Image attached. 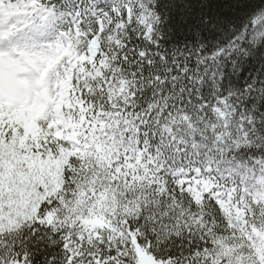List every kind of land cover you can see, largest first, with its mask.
<instances>
[{
  "label": "snow or ice",
  "instance_id": "1",
  "mask_svg": "<svg viewBox=\"0 0 264 264\" xmlns=\"http://www.w3.org/2000/svg\"><path fill=\"white\" fill-rule=\"evenodd\" d=\"M221 2L228 14L213 19L193 16L190 0H63L66 26L49 43L71 42L85 57L95 46L83 64L94 77L74 75L77 95L93 115L120 112L129 122L121 151L132 163L141 153L146 167L113 181L118 207L105 213L106 226L89 228L71 211L83 179L78 158L63 167L59 189L24 159H55L73 144L38 121L43 137L20 147L24 128L4 116L0 264H229L216 243L231 235L217 201L232 187L239 193L246 176L264 175V0ZM10 4L55 11L51 0ZM8 35L0 31V40ZM110 89L120 91L111 101ZM134 176L151 184L131 190ZM205 177L217 186L197 202L190 188ZM262 212L253 205L254 217Z\"/></svg>",
  "mask_w": 264,
  "mask_h": 264
},
{
  "label": "rangeland",
  "instance_id": "2",
  "mask_svg": "<svg viewBox=\"0 0 264 264\" xmlns=\"http://www.w3.org/2000/svg\"><path fill=\"white\" fill-rule=\"evenodd\" d=\"M5 13L9 14V18L0 22V31H8L9 35L0 40V52L6 51L11 59L0 58V120L8 116L9 120H14L24 128L20 147L24 146L29 137L33 141L43 137V130L38 121H45L50 130L55 129L52 135L56 138L68 140L65 105L78 91L72 83L74 75H77L81 81L94 77V73L85 70L83 64L86 59L91 62L95 46L90 47L92 57H85L82 54L77 55L75 45L71 42H59L66 48L71 45L67 50L58 49L54 45L56 42L49 43L55 38L57 32L65 27L67 21L66 17H61V11L57 9L54 12H47L25 7L23 11H20L11 7L10 0H0V15ZM21 54L28 57L31 63L29 68L20 70L18 61ZM54 55L57 58L52 71L47 74L49 62ZM66 57L67 60L60 69L59 65ZM57 72L59 75L56 77ZM109 93L113 94L114 91L110 89ZM14 135H16L15 129ZM69 142L72 143V141ZM74 152L73 144L72 150H61L59 157L48 159L47 161L51 164L45 161L40 164L42 160L38 157L32 159L28 156L24 159L30 173L38 171L40 175L53 177L57 181L65 160L70 155H74ZM12 166L15 167V165ZM246 179L249 182L240 188L239 199L235 197L237 208L244 207L251 201H264V175L256 177L254 182L251 177ZM21 182L27 183L28 177H22ZM227 203H225L226 206ZM235 211L241 213L243 210L238 208ZM261 246L264 247L263 244ZM251 249L261 251L259 246L256 249L251 247ZM262 253L260 252L261 255Z\"/></svg>",
  "mask_w": 264,
  "mask_h": 264
},
{
  "label": "trees",
  "instance_id": "3",
  "mask_svg": "<svg viewBox=\"0 0 264 264\" xmlns=\"http://www.w3.org/2000/svg\"><path fill=\"white\" fill-rule=\"evenodd\" d=\"M190 2L193 16L198 12H206L207 15L215 19L217 16L223 17L228 14L223 9L221 0H208L206 8L201 7L202 0H190ZM51 4L63 7V0H51ZM118 95H120V91L109 93V100L111 101L114 96ZM115 107L113 105V108ZM66 109L68 111L65 120L68 124L66 137L74 144L75 154L65 160L63 167L68 164L72 156H76L83 168V179L78 185L79 193L72 202L71 211L76 214V219L81 220L89 228L104 227L106 226L105 213H112L118 207L119 188L113 186V181L122 179L129 173V169L135 171L138 166L141 168L146 166L141 164V153H135L136 159L132 163L130 162L132 156H125L124 151H121L120 144L123 141V133L128 131V127L125 125H128L129 122L121 116L120 112L97 111L93 115L92 105L85 106L77 94L72 96ZM73 112L76 113L75 116ZM129 139L131 140V138ZM38 140L36 141L38 142ZM121 157H123V161H121ZM48 159L52 160L53 158L49 156L40 164L44 161L51 164L47 161ZM63 167L56 182L57 189L63 183ZM246 178L248 177L246 176ZM210 180H212L211 183ZM133 181L128 182V187L131 190L142 189V181L151 184V180H146L145 176H134ZM196 184H199V188L193 185L190 191L197 202L202 199L203 193L210 192L217 186L213 179L207 177L196 181ZM97 189L100 191L98 192ZM238 194L236 188L232 187L227 198L217 201L221 214L227 222V227L231 231L230 236L216 241L220 246L219 254L227 257L229 264H264V247L261 246V244L264 246V212L259 216H253V205L264 206V201H251L244 207L238 206L243 211L237 213L235 209L238 208L235 203L238 199L235 200V195L237 197ZM136 198L139 200L140 196L137 195ZM232 208L233 210H230ZM85 210H87L86 215ZM14 219L15 217L9 218L6 226L12 227ZM253 219L256 220L255 223ZM0 227H4V225H0ZM225 240H230L231 243H225ZM258 246L261 251L256 249ZM251 247L256 250H252ZM260 252H263L262 255ZM259 255L263 258L261 259Z\"/></svg>",
  "mask_w": 264,
  "mask_h": 264
}]
</instances>
